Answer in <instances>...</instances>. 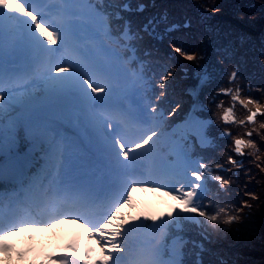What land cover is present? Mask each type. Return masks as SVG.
<instances>
[{"label": "snow or ice", "instance_id": "snow-or-ice-1", "mask_svg": "<svg viewBox=\"0 0 264 264\" xmlns=\"http://www.w3.org/2000/svg\"><path fill=\"white\" fill-rule=\"evenodd\" d=\"M58 2L56 16L49 21L43 19V0H0V182L17 189V199H9L7 205L4 193H0V253L8 256L12 252V246L3 239L9 230L37 226L39 230L52 223L72 220L77 224L82 222L87 234L95 238L101 258L93 259L91 250L82 252L80 245L69 243L66 249L71 255L49 257L50 264H121L122 261L125 264H204L203 254L210 251L205 244L207 228L239 219L237 215L226 213L223 207L210 214L214 209L206 210L201 203L207 191V177L219 182L222 190L230 183L222 175H213L210 163L202 162L203 157L194 158L190 150L191 136L196 137L202 148L211 145L208 131L211 120L189 113L188 131L164 154L160 146L162 138L168 134V121L156 102L166 96L174 70L156 73L160 89L156 102L138 104L134 109L124 107L121 101L126 100L138 84L146 83L143 63L141 72L134 73L136 79L130 86L117 90L112 82V65L100 63L96 54L80 43L85 19L109 38V17L97 11L89 0ZM212 7L219 10L215 5ZM145 8L141 3L136 11L142 12ZM123 9L131 11L128 4H124ZM207 11L201 12L202 20L210 19ZM116 19H121L119 13ZM166 20V13L159 19L152 17L135 33L130 30V22L124 21L120 37L123 47L135 54L132 44L143 40V33L162 39L157 29ZM189 26V23L184 24V27ZM178 27L172 24L166 31L172 32ZM171 50L187 61L203 59L175 42ZM96 51L115 59L120 57L115 49L97 47ZM57 53L60 59L53 62L51 58ZM61 63L68 66L60 67ZM223 74L222 69L212 64L197 66L193 78L198 83L188 89L193 98L192 112L209 110L199 101L200 90L218 81ZM237 74V70L231 71L229 80L234 81ZM238 91L233 94L234 100L239 98ZM219 92L231 93V89L220 88ZM214 99L212 96L209 103ZM241 103L255 104L253 100ZM180 107L177 103L167 112V117H173ZM262 110L256 105L255 111L250 110L247 121L254 122ZM56 112L74 117L81 126L87 140L86 144L82 142L83 151L87 153L86 164L76 157L74 145L59 132V122L54 118ZM222 119L234 121L231 110H224ZM239 123L244 124V121ZM129 124L139 129L140 135L135 140L127 139L124 128ZM20 128L25 132L26 150L23 152L18 147ZM227 135V130L220 133L221 137ZM234 144L238 154H243L245 147H255L252 140L240 138H236ZM228 160L240 166L231 156ZM215 167L222 169L223 165ZM102 181H107L108 189L103 205L98 204L94 193L95 185ZM150 184L156 185L152 191L162 192L175 203L166 211H146L127 218L121 215L119 209L123 203L131 201L132 189ZM245 195L258 199L255 193ZM243 206L251 207L247 201ZM94 208L99 209L95 219L90 215ZM18 215L21 218L14 219ZM193 225L200 229V240L185 235ZM152 232H158L159 238L152 236ZM169 234L175 239L171 257L165 260V237Z\"/></svg>", "mask_w": 264, "mask_h": 264}, {"label": "trees", "instance_id": "trees-1", "mask_svg": "<svg viewBox=\"0 0 264 264\" xmlns=\"http://www.w3.org/2000/svg\"><path fill=\"white\" fill-rule=\"evenodd\" d=\"M124 1L128 2L131 11H124L121 7ZM140 3L146 5L142 12L136 11ZM213 5L219 10H214ZM98 6L106 12L114 31H118L126 20L135 33L150 18L159 19L167 14V20L157 29L162 39H154L143 33V40L133 43L137 53L149 63L151 89L148 94L151 102H156L155 98L160 92L159 75L156 73L174 70V75L167 84L166 96L156 102L167 109L173 102L183 100L178 114L169 117L168 125L183 118L192 102V97L184 86L196 83L193 70L198 65L208 64L223 70L224 74L219 80L206 85L199 94V101L209 109L200 113L212 118L208 131L214 139L213 145L206 148L195 146L193 151L200 158L203 157V162L210 163L214 171L230 181L220 190L216 181L206 178L207 191L201 203L206 206V210L208 207L214 209L210 214H215L223 207L226 213L237 215L239 219L231 224L220 223L215 227H208L209 240L205 244L210 251L203 254V260L204 264H219L221 259L224 264H264V110L257 114L254 122L247 121L250 110L256 105L264 109V0H102ZM204 9H208L206 15L210 17L206 21L201 19ZM116 12H119L121 19H116ZM185 19L189 27H184ZM174 22L179 27L172 32H164L163 28ZM173 42L196 52L203 59L184 60L172 52ZM144 51L151 55L145 56ZM124 52L127 51L124 49ZM184 64L188 65L190 74L187 79H179L177 70ZM233 70H237L238 74L232 88H238L242 101L250 99L255 104L245 106L235 101L231 93H219L220 88L227 89L230 86L228 74ZM247 82L250 87L248 92L245 90ZM213 94L215 99L209 103ZM231 104L235 110V120L224 123L220 116ZM241 120L244 124L239 123ZM225 129L229 130V136H218V132ZM248 130L251 135L246 136ZM238 136L246 141L252 140L255 145L244 148V166L235 169L236 174L231 172L232 167L225 171L216 169L213 165L220 162L226 164L225 158L233 156V139ZM209 159L211 161H206ZM245 193H255L258 199L252 200ZM244 201L251 205L249 210L243 206ZM223 215L222 213L221 216ZM196 230L193 225L185 235L200 240L197 232L199 229Z\"/></svg>", "mask_w": 264, "mask_h": 264}, {"label": "bare ground", "instance_id": "bare-ground-1", "mask_svg": "<svg viewBox=\"0 0 264 264\" xmlns=\"http://www.w3.org/2000/svg\"><path fill=\"white\" fill-rule=\"evenodd\" d=\"M55 1L57 0H43V3L41 4L43 19L50 21L55 18L56 9L59 7V5L55 4L56 3ZM96 33L97 30L95 29V27L87 19H85L83 21L80 43L86 47H89L96 54V59L100 63H110L112 65V82L114 86L117 88V90L128 88L130 84L135 80V76H132V78H130L131 80H129L130 76L125 71L123 63H121L120 61H118L113 57L108 56L103 51L100 52L96 51L97 47L109 48L97 39ZM52 47H57V46H52ZM66 58L67 56L65 55V59ZM51 59L52 61L55 62L56 60L60 59V54L57 53L56 55L52 56ZM59 66L67 67L68 65L65 63H61ZM126 100L128 101V103L125 100L121 101L124 107L126 108L134 109L137 107L138 104H140L136 100L130 98H127ZM54 118L58 120L60 127L62 126L63 121H67L73 125L74 131L72 133L74 136L73 137L69 136L70 140L73 141V144H75L74 142L76 141V139L79 140V146L81 147H83V144L87 143L82 128L74 117L68 116L64 113L56 112L54 113ZM188 118L189 115L183 118L181 121L175 123L169 129H167L168 134L166 135V137L162 138V140L165 141L169 136V133L173 131H178L181 129L186 131V129L188 128L186 125V121L188 120ZM124 131L126 132L129 138H131L136 133L138 134L140 133L138 127L134 124H129L126 128H124ZM174 144L175 142H172L170 148ZM78 149H79L78 146L74 147V152L76 157L77 156L79 158L81 157L80 158L81 162L86 164L87 163L86 151H83V149L79 151ZM231 172L232 173L235 172V168H232ZM106 183L107 181H102L100 184L95 185L94 193H97L99 191V192H103V196H107L108 194L106 195V193L108 192V189L105 186ZM152 188L153 187L150 184L146 188L145 193L141 197L137 198V205L134 208L130 209V212L126 215L125 218H127L128 216H135L138 213L146 212V211L148 212H156L160 210L166 211L172 204L175 203L170 199V197L164 196L163 193L152 191L151 190ZM60 223L63 224V228L61 230V234L57 240L56 245L36 243L32 240L31 235H28L26 233L10 235L5 242L10 244L16 253L17 252L23 253V255H21L22 257L35 261H49L48 259L49 257H55L60 254L71 255L70 250L66 249V245L69 243H76L80 245V249L82 252L91 250L90 256L93 259L99 260L101 258L102 254L100 251V247L93 246L88 242L87 232L82 222L80 224H77L72 220H64L63 222ZM151 235L159 238L158 232H152ZM169 258L170 257H164L165 260ZM121 264H125V262L122 261Z\"/></svg>", "mask_w": 264, "mask_h": 264}, {"label": "rangeland", "instance_id": "rangeland-1", "mask_svg": "<svg viewBox=\"0 0 264 264\" xmlns=\"http://www.w3.org/2000/svg\"><path fill=\"white\" fill-rule=\"evenodd\" d=\"M117 14L119 13V12H116ZM185 23H188V21H187V19H185L184 21H183V25L185 24ZM172 24H176V25H178L179 26V24L177 23V22H174V23H172ZM172 24H170V25H167V26H165L163 29H164V32L166 31V28L167 27H169V26H171ZM120 53H125L123 50L122 51H120ZM196 70H197V68H195L194 70H193V74L196 72ZM178 76H179V79H187L188 77H189V74H190V69H189V67H188V65H186V64H184V65H182V66H180V67H178ZM177 71H176V73H177ZM229 81V83H230V86H228V88L227 89H231V95H233V94H236L237 93V90H238V88L236 87V86H234L235 88H232V83L234 82V81H230V80H228ZM196 83H197V80H196ZM178 85H181V83H178ZM190 85H192V84H186L184 87H185V89L186 88H189L190 87ZM174 88H176V86H174ZM237 88V89H236ZM245 90L248 92V91H250V87H249V83L247 82L246 83V85H245ZM239 92L240 91H238V97H240L239 96ZM220 93V92H219ZM225 94H228V92H225ZM212 96H215V94H213ZM250 100V99H249ZM179 101L180 100H178L177 102L175 101V102H173L172 103V105L170 106V107H168L167 109L166 108H164V106L163 105H160V104H158V108L160 109V111H163V113H164V116L167 118V121H168V119H169V117H167V112L168 111H170L171 110V108L172 107H175V105L177 104V103H179ZM183 103V100L182 101H180V105ZM206 106V105H205ZM226 109H229V110H231V112H232V114H233V117H234V115H235V110H234V108H233V104H231V106H229V107H227ZM225 109V110H226ZM252 111H255V108L254 109H252ZM178 112H179V109H177V112L174 114V115H177L178 114ZM262 112V111H261ZM260 112V113H261ZM260 113H257V114H260ZM16 114H14L13 116H15ZM221 119H222V114H221ZM222 121H223V119H222ZM224 122V121H223ZM225 123V122H224ZM249 123H252V122H249ZM64 128V130H66V132L68 133V135L70 136V137H73L74 135H73V131H74V129H72L70 126H68V125H66V126H64L63 127ZM167 128H168V124H167ZM17 133H18V140H19V143H22V139H24V132H23V130H21V128L20 129H18V131H17ZM249 133H250V130H248L247 132H246V136H249ZM170 135V134H169ZM251 135V134H250ZM169 137V136H168ZM238 138H240V139H244V140H246L245 138H243V137H240V136H238ZM138 142V141H137ZM75 144H73V142H72V144L74 145V147H77L78 146V141H77V139H76V141L74 142ZM162 143H164V141L162 140L161 141V144ZM233 143H234V141H233ZM232 150H233V156H231L232 157V159L233 160H235L236 162H237V164H239L240 166L239 167H237L236 165H234V164H232L231 162H229V160H228V157H226L225 158V161H226V164L225 163H219V164H221V165H223V168H222V170H228L229 168H235L236 170L237 169H239V168H241V167H243L244 166V162L242 161V156H243V154H237L235 151H234V149H233V147H232ZM243 152H244V149H243ZM235 156H236V158H235ZM206 161H211V159H209V160H206ZM230 164V165H229ZM214 167H215V165H213ZM235 170V172H233V174H236L237 173V171ZM211 178V177H210ZM245 181H247V180H245ZM216 184H217V187H218V189H220V190H222L221 188H220V186H219V182H217L216 181ZM152 187H155L156 185H151ZM129 187H130V185H129ZM146 188L147 187H143V186H141V187H137V188H134V189H132V191H131V193H130V195H131V201L129 202V203H123V207H121L120 209H119V213L121 214V215H123L124 217H126V215L130 212V209H132V208H134L136 205H137V198L138 197H141L144 193H145V191H146ZM159 193H162V192H159ZM128 195V193H125V196H127ZM250 208L249 207H246V210H249ZM67 222H69V221H67ZM102 222V221H101ZM38 227L39 226H37V228H24V227H20V229H19V231H11V230H9L8 232H7V235H4V237H3V239H4V241H6V239L10 236V235H13V234H28V235H31V237H32V240L34 241V242H36V243H42V244H54V245H56L57 244V240H58V238L60 237V234H61V230H62V228H63V224L62 223H52V224H50V226H48V227H44V228H42V229H39L38 230ZM197 230H198V228H197ZM196 230V231H197ZM199 231H200V229L197 231L198 233H199ZM209 233H210V231H209V229L207 228V234H208V240H209ZM170 235H172V234H170ZM91 238V242H92V244L93 245H95V246H98L99 247V245L97 244V242H96V240H95V238H93V237H90ZM196 240H199V238L198 239H196ZM0 264H50V263H48V261L46 262V261H35V260H31V259H26V258H24V257H22V256H17L16 255V252H15V250L13 249V247H12V252L10 253V255H8V256H5L3 253H0Z\"/></svg>", "mask_w": 264, "mask_h": 264}]
</instances>
